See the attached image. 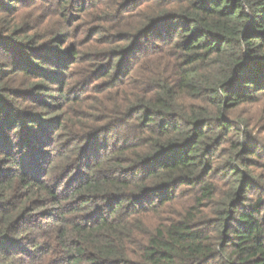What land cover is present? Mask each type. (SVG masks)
I'll use <instances>...</instances> for the list:
<instances>
[{
    "label": "trees",
    "instance_id": "trees-1",
    "mask_svg": "<svg viewBox=\"0 0 264 264\" xmlns=\"http://www.w3.org/2000/svg\"><path fill=\"white\" fill-rule=\"evenodd\" d=\"M0 264H264V0H0Z\"/></svg>",
    "mask_w": 264,
    "mask_h": 264
}]
</instances>
